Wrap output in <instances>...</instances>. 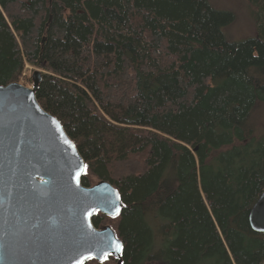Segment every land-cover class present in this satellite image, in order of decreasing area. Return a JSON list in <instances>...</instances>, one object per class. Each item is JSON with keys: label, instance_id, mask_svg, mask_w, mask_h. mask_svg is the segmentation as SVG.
<instances>
[{"label": "trees", "instance_id": "trees-1", "mask_svg": "<svg viewBox=\"0 0 264 264\" xmlns=\"http://www.w3.org/2000/svg\"><path fill=\"white\" fill-rule=\"evenodd\" d=\"M248 2L256 35L232 41L234 13L208 0H0V84L35 65L82 183L118 189L120 213L92 217L117 219V264H264L249 222L264 190V0Z\"/></svg>", "mask_w": 264, "mask_h": 264}, {"label": "water", "instance_id": "water-1", "mask_svg": "<svg viewBox=\"0 0 264 264\" xmlns=\"http://www.w3.org/2000/svg\"><path fill=\"white\" fill-rule=\"evenodd\" d=\"M32 78V86L0 84V264L120 259L123 241L114 227L92 221L97 211L117 216L120 193L106 179L82 183L85 161L61 121L37 99L41 72ZM249 220L264 230V190Z\"/></svg>", "mask_w": 264, "mask_h": 264}, {"label": "rangeland", "instance_id": "rangeland-1", "mask_svg": "<svg viewBox=\"0 0 264 264\" xmlns=\"http://www.w3.org/2000/svg\"><path fill=\"white\" fill-rule=\"evenodd\" d=\"M212 6L217 9L229 10L234 13V20L223 27V31L228 39L232 41H240L256 35V18L254 15V9L248 0H208ZM37 67L31 63H26L21 74L19 82L26 86L33 85L32 74ZM258 130L264 133V107H262L257 113ZM91 183L99 181V179L90 175ZM107 216V215H106ZM104 222L106 225L112 227L117 223V219L107 217ZM106 264H117L115 257L106 259Z\"/></svg>", "mask_w": 264, "mask_h": 264}, {"label": "snow or ice", "instance_id": "snow-or-ice-1", "mask_svg": "<svg viewBox=\"0 0 264 264\" xmlns=\"http://www.w3.org/2000/svg\"><path fill=\"white\" fill-rule=\"evenodd\" d=\"M117 198H119V197H118V194H117ZM118 212H119V209L117 208V214H118ZM115 247H116V250H117V251H120L121 248H122V245L119 244V241H116V242H115ZM89 258H90V257H89ZM78 264H79V262H78Z\"/></svg>", "mask_w": 264, "mask_h": 264}, {"label": "bare ground", "instance_id": "bare-ground-1", "mask_svg": "<svg viewBox=\"0 0 264 264\" xmlns=\"http://www.w3.org/2000/svg\"><path fill=\"white\" fill-rule=\"evenodd\" d=\"M262 193V192H261ZM260 196V195H259ZM257 201V200H256ZM255 204V203H254ZM250 214V213H249ZM249 222H250V220H249ZM250 225H251V227H252V229L254 230V231H256V232H260V233H264V230H257V229H255L253 226H252V224H251V222H250ZM120 260V259H119Z\"/></svg>", "mask_w": 264, "mask_h": 264}]
</instances>
